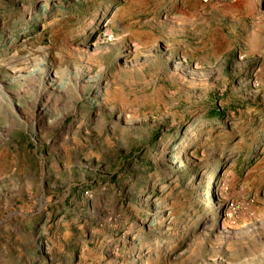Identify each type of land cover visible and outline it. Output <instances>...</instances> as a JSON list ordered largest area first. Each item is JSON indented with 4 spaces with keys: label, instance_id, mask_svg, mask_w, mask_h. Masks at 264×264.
I'll use <instances>...</instances> for the list:
<instances>
[{
    "label": "rangeland",
    "instance_id": "374dc122",
    "mask_svg": "<svg viewBox=\"0 0 264 264\" xmlns=\"http://www.w3.org/2000/svg\"><path fill=\"white\" fill-rule=\"evenodd\" d=\"M0 264H264V0H0Z\"/></svg>",
    "mask_w": 264,
    "mask_h": 264
}]
</instances>
